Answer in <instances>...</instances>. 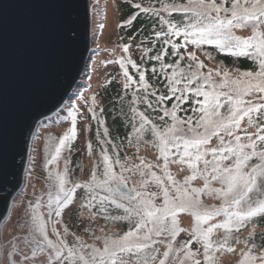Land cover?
I'll use <instances>...</instances> for the list:
<instances>
[{"label": "snow or ice", "instance_id": "6c2138e0", "mask_svg": "<svg viewBox=\"0 0 264 264\" xmlns=\"http://www.w3.org/2000/svg\"><path fill=\"white\" fill-rule=\"evenodd\" d=\"M171 7L176 11L192 13L189 23L186 25L184 36L186 40L191 38L193 45L214 44L221 51L227 50L232 55L240 57H253L259 60V70L256 72H243L242 78L231 79L230 73L224 72L223 79L219 82L213 80L211 73L203 77V84L191 88L193 81L200 77L202 62L197 60L195 53H189L193 60H196L195 71L187 79L184 91L194 92L197 97L203 96V100H198L199 108L194 112L202 113L198 117L190 116L182 119L177 116L179 103L173 104L171 110L162 109L163 116L171 117V124L160 127L153 124L144 113H139L141 124L139 128L134 126L136 133H143L145 125H151L149 129L155 140V146L159 151L164 163L158 165L162 167L163 175H157L152 171V165L145 164L141 160L137 168L146 169L140 171L142 179L139 182V189H146L149 181L158 188V192L141 191L137 187L127 188V177L123 175L126 169L117 159L115 163L121 164L122 171L118 174L113 169V163L107 152L101 153L104 164L103 180H98L95 171L91 180L85 184H76L72 189L65 192L62 202L58 203L56 215L59 216L60 209L72 200V194L76 188L85 187L90 191L94 186H103L109 192H118L124 203H118L115 198L111 200L117 208L124 209V216H117L114 219H134V226L121 234H108L103 237V247H96L94 244H85L80 237L71 246L65 240L53 241L48 238L43 227L39 229L42 239L40 244L48 245L53 251L49 257V264L55 261L56 264H151L155 259L153 253L157 249L153 248L155 241L153 235L160 236L168 233L173 239L184 229L180 228L178 213L190 212L195 217L192 239L200 238L204 241V260L206 264H214L213 258L209 255L212 248L210 234L215 227H223L226 230L224 243H227L228 235L232 231L233 225L238 229L244 226L245 222L253 217L264 215V147L258 145L257 141L264 143V135L245 133L247 143L241 142V136L234 135V129L240 128L241 120L248 118V123L252 124V113H261L264 104H255L252 100L243 99L244 96L252 92L264 93V0H188L183 5H165L167 11ZM144 11H148L144 9ZM130 23V21H129ZM250 27L252 34L247 38L236 36L234 28ZM174 29V32L171 30ZM180 35V30L175 25H170V32L165 35ZM160 36L161 33H157ZM169 41H165L168 43ZM173 48L177 45L173 44ZM127 50V47H125ZM153 59L160 60L157 55ZM135 66V65H134ZM192 67V66H189ZM127 75V72H125ZM219 75V73H217ZM176 73L173 72L169 91L175 96L178 102H183L187 96H176L175 84L180 83L175 80ZM250 78V79H243ZM140 81L144 82V75L141 73ZM254 81V82H253ZM208 85V90L204 89ZM127 87V85H125ZM145 89L147 83H143ZM222 89H227L226 91ZM154 94V93H153ZM224 98L223 100L221 98ZM264 99V96L260 97ZM171 97L159 96L157 103L160 104ZM149 107H152L149 102ZM226 109V113L220 110ZM195 121V123H193ZM202 129V130H201ZM224 132L229 140L221 135ZM75 136V125L71 131L59 141L55 149L52 163L60 154L65 142ZM213 136L218 137L217 147H206ZM91 149V145H89ZM175 150V151H173ZM211 153V159L205 157ZM170 156L177 159L170 161ZM255 158L256 162H252ZM229 161V163H225ZM186 164L192 171L191 175L184 177L183 181H178L169 171V163ZM202 162L203 168L199 167ZM209 166H211L209 168ZM66 171V170H65ZM203 179L202 188L192 187L191 182L197 177ZM218 182L221 187L213 188L212 182ZM61 191H64V181L61 178ZM121 185L125 187L122 189ZM207 192L215 194L223 200L219 209L209 208L202 204L200 194ZM257 194L255 200L252 194ZM157 195L162 196V202L155 203ZM95 199V196L92 197ZM107 200L108 197H104ZM225 205L234 208V211L225 210ZM224 210L227 217L221 225H212L202 228L201 225L211 219L212 215L219 214ZM104 209L101 208V212ZM59 237V233H57ZM100 239V237H95ZM190 241L185 242L180 248L174 249L169 242L168 250L163 253L164 259H160L159 264H200L195 259L196 253L188 247ZM224 245L221 244L220 247ZM43 250V249H41ZM232 251L231 248L228 249ZM183 252V257L173 256L168 258L173 252ZM35 255V252H33ZM24 259H28L25 255ZM260 260L264 264V256L256 257L251 252L245 253L239 264H249L250 261Z\"/></svg>", "mask_w": 264, "mask_h": 264}, {"label": "rangeland", "instance_id": "374dc122", "mask_svg": "<svg viewBox=\"0 0 264 264\" xmlns=\"http://www.w3.org/2000/svg\"><path fill=\"white\" fill-rule=\"evenodd\" d=\"M120 1L89 0L90 43L86 61L78 80L61 106L50 114L42 116L31 132L21 183L9 197L8 209L0 219V264H49V257L53 250L46 244H40L42 236L39 229L41 226L48 238L53 241L65 240L71 246L76 242V238L80 237L85 244H94L99 248L103 247L105 235L112 233L122 235L134 226L135 218L127 219L129 229L125 231L116 224L114 217L108 212H101V209L95 211L91 207L94 203L111 202L113 198L118 203H124L127 206L128 202L120 193L109 192L103 186H94L91 191L85 187L76 188L71 202L60 209L59 216L56 215L58 203L63 201L68 189H72L76 184L83 185L90 181L94 171L98 180L104 179L103 158L100 151L96 149L91 136L93 119L103 105L101 91L103 86L114 77L124 86L130 85L132 77L129 69L134 65L137 53L143 52L140 43L129 39L122 30L119 13ZM133 1H138L141 8L158 10L163 20H166L169 9L165 11L164 6L156 8L146 3L145 0ZM233 32L242 38H247L252 34L250 27L234 28ZM183 37L185 36L181 35V38ZM186 53L196 65L197 61L189 55V53H195L197 60L203 65L199 71L204 76L211 73L213 80L217 82L223 79L224 72L230 73L231 79L242 78L240 74L243 71L237 68L222 67L219 61H215L209 55L208 50L202 48V45L192 46L190 42H187ZM262 96L264 93L252 92L243 99L252 100L255 104H264V99L260 98ZM252 116L254 121L252 124H249L248 118L244 117L240 128L234 129V135L241 136L243 143L248 142L245 133L252 134L253 139L255 135H264V110L261 113L254 112ZM73 125H75V136L65 142L59 156L49 163L56 155L55 149L59 141L71 131ZM220 134L225 137V140L231 139L223 131ZM218 143V137L213 136L206 147H217ZM258 143L264 144L260 141ZM205 158L211 159V153ZM174 159L177 157L170 156V161ZM110 160L114 171L118 174L122 171L121 164L126 169H130V171L123 172V175L127 177L126 185L129 188L135 186L139 189V182L142 179H148L140 175V171H147L146 169L135 167L141 164V160L145 164L152 165V171H155L157 175H163V169L158 165H162L164 161L159 155L155 142H149L140 134L128 140L123 155L119 159L121 164L115 163L116 159ZM199 167L203 168L202 162ZM169 171L176 180L182 182L184 177L191 175L192 170L186 164L170 162ZM61 178L64 181V191H61ZM203 184L204 181L199 176L191 182V186L197 188H202ZM211 186L221 187L216 181H213ZM81 188L90 193L88 201L79 195ZM139 190L159 191L151 181L146 189ZM93 196H95L94 200ZM104 197L108 199L104 200ZM200 200L209 208L219 209L223 204L220 197L207 192L200 194ZM161 202L162 196L157 195L155 203L159 205ZM120 210L124 212L123 208ZM177 218L180 228L184 231L179 232L175 239L166 232L160 236L153 235L155 243L152 246L157 251L153 253L155 259L151 261V264H159L160 259H164L163 253L168 250L169 242L174 249H177L188 241H190L188 247L196 253L195 259L200 261V264H206L204 241L200 238L192 239L195 217L190 212H181L178 213ZM226 219L224 210H221L219 214L212 215L211 219L203 223L201 227L206 229L212 225H221ZM224 232L226 233V230L223 227L213 228L210 234L212 248L209 249V255L213 258L214 264H239L245 253L249 251L246 247L247 236L251 232L247 230L241 234L237 233L238 241L235 244H231L228 239L227 243H224ZM227 235L232 240L230 234ZM95 237H100V239ZM221 244L224 246L220 247ZM229 248L232 251H229ZM260 253L258 258L262 256ZM25 255L28 259H24ZM173 256L182 258L183 252L171 253L168 260L171 261ZM256 260L260 263L259 259ZM52 264L56 262L52 261Z\"/></svg>", "mask_w": 264, "mask_h": 264}, {"label": "water", "instance_id": "95a60500", "mask_svg": "<svg viewBox=\"0 0 264 264\" xmlns=\"http://www.w3.org/2000/svg\"><path fill=\"white\" fill-rule=\"evenodd\" d=\"M89 43V0H0V219L35 123L64 102Z\"/></svg>", "mask_w": 264, "mask_h": 264}, {"label": "trees", "instance_id": "16d2710c", "mask_svg": "<svg viewBox=\"0 0 264 264\" xmlns=\"http://www.w3.org/2000/svg\"><path fill=\"white\" fill-rule=\"evenodd\" d=\"M146 3L153 7H161L165 5H183L187 4L188 0H145ZM219 2V0H218ZM230 3V0H228ZM144 11L138 1L121 0L119 3V13L122 20V30L129 39L136 40L143 47V52L137 53L135 63L129 69L131 75V84L124 86L117 78H112L109 83L102 88L101 95L103 105L99 109L98 114L93 119L91 136L95 143V147L100 153L106 151L110 159L117 160L123 155V150L128 144V140L140 134L149 142H155L154 137L150 132L151 125H145L143 133H136V128L140 127L141 120L139 113H144L153 124L163 127L165 124H171V117L165 116L163 120L162 109L167 108L171 110L173 104L179 103L177 109V116L182 119H187L190 116L198 117L202 113L194 112L193 109L199 108L198 100H203V96L197 97L194 92L184 91L187 84V79L191 77V73L195 71V63L191 61L186 53L187 42L184 31L186 25L190 22L189 17L192 16L190 12L176 11L169 7L166 20H163L158 10L154 8H146ZM130 21V23H129ZM170 25H175L180 30L181 35H165L170 32ZM174 32V29L171 30ZM157 33H161L157 36ZM236 36L237 34L234 33ZM241 37V36H239ZM194 38V37H191ZM165 41H169L165 43ZM177 45L173 48L172 45ZM194 46L193 44H191ZM202 48L209 51V55L215 60L219 61L222 67L226 69H239L243 72H256L259 70V60L253 57L234 56L227 50L221 51L214 44H202ZM160 55L161 59L156 60L153 57ZM192 66V67H189ZM173 72L176 73L175 80L180 83L174 86L177 89L176 96H187L182 103L178 102L175 96L169 91L172 84L170 78ZM200 72L198 80L193 81L188 87L195 88L203 84L204 75ZM141 73L144 75V82L147 83L148 88L143 87L140 81ZM208 85H204L207 90ZM154 93V94H153ZM171 97L158 104L159 96ZM224 99L223 97L221 98ZM149 102L152 107H149ZM226 113V109L220 110ZM195 123V121H193ZM259 141H257L258 143ZM258 145H260L258 143ZM264 147L263 145H260ZM253 163L256 162L253 158ZM89 192L84 188L80 189L79 195L85 201L89 199ZM257 194H252V199L255 200ZM224 203V202H223ZM95 211L101 208L109 213L110 216H124L123 211L117 208L111 202L94 203L91 205ZM225 210L234 211L235 209L225 205ZM114 219V218H113ZM116 224L123 230L129 229L127 219H114ZM249 230L251 234L247 236V249L251 255L258 256L262 253L264 256V215H259L246 221L244 226L236 228L232 227L230 234L231 239L228 238L231 244H235L237 240V233L241 234ZM226 236V233L223 234ZM260 253V255H261ZM249 264H260L257 260L250 261Z\"/></svg>", "mask_w": 264, "mask_h": 264}]
</instances>
